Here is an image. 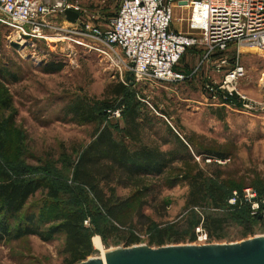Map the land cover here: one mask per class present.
<instances>
[{
    "label": "rangeland",
    "instance_id": "374dc122",
    "mask_svg": "<svg viewBox=\"0 0 264 264\" xmlns=\"http://www.w3.org/2000/svg\"><path fill=\"white\" fill-rule=\"evenodd\" d=\"M72 1L81 11L78 25L71 27L80 31L71 30L70 34L59 28L68 25L60 18L49 20L53 27L37 36L23 35L0 16V95L12 99V109L5 113L4 121V168L15 179L45 178L61 192L55 202L46 191H37L19 214L20 220L34 213L45 229L50 223V209L60 208L53 203L74 204L71 165L94 139L97 128L107 126L113 137L123 140L130 150L144 143L149 147L158 145L173 156V162L160 174L143 178L137 186L115 188L120 197L140 191L141 184L146 189L140 191L137 200L145 204L141 208L143 216L135 218L138 241L132 245L158 247L152 238L171 226L184 239L174 242L172 235L163 245L193 243L188 239L197 226L208 229L206 215L225 218L212 233L213 243L240 242L264 234V208L260 219L252 215L256 211L251 208L252 203L264 199V113L243 110L236 97L229 98L235 107H228L223 91L212 93L206 88V84H212L217 89L221 74L214 72L215 57L205 61L202 45L188 48L177 65L186 74L194 71L185 80L131 84L126 78L127 62L119 50L107 48L90 34L92 28L102 29L116 14L121 0ZM183 14L185 22L190 9ZM179 17L183 16L174 9L172 28H177ZM182 26L189 32L186 23ZM236 55L245 67L238 88L250 98L264 99V52L231 45L224 53L230 63ZM119 84L125 90L116 95ZM135 101L150 115L140 130L141 143L124 133V114ZM76 102L91 107L97 119L80 122L71 112L70 106ZM199 174L207 186L224 191L221 205L216 206L209 193L198 205L188 203L190 183ZM247 188L255 198H245ZM233 197L235 201L230 202ZM238 198L250 205L251 212L243 206H231ZM106 223L107 218L97 212L85 217L83 224L91 232L92 249L85 259L100 254L92 243L94 236H99L104 249L125 246L122 237L106 235ZM100 231H105V236ZM71 259L61 234L51 240L36 235L0 238V264H71Z\"/></svg>",
    "mask_w": 264,
    "mask_h": 264
},
{
    "label": "trees",
    "instance_id": "16d2710c",
    "mask_svg": "<svg viewBox=\"0 0 264 264\" xmlns=\"http://www.w3.org/2000/svg\"><path fill=\"white\" fill-rule=\"evenodd\" d=\"M9 75L12 76V74ZM124 90L125 86L119 84L114 92L116 95H121ZM70 107L71 112L80 119V122L97 119L94 110L82 102H76ZM11 109V97L0 95V214L2 213L0 238L19 239L36 235L43 240H51L55 235L61 234L64 249L72 256L70 263L74 264L85 259L92 251L91 232L83 221L86 216L97 212L107 218V223L104 225L107 236L122 237L125 246L137 243L138 237L134 230L135 218L143 216L141 208L145 204V201L137 202V200L141 195L140 191L146 189L141 184L140 191L137 190L127 197H120L116 195L115 188L117 185L137 186L143 178L160 174L173 162V156L170 157L168 156L170 154L161 151L158 145L149 147L144 143L139 148L130 150L123 140L113 137L107 126L97 128L94 139L82 149L75 163L71 165L73 197L76 199L74 204L53 203L60 208L50 209L52 212L48 219L50 223L44 229L36 221L34 213H29L23 220H20L19 214L24 211L26 203L37 191H46L48 198L55 202H58L56 200L60 198L61 192L54 187V184L50 185L45 178L15 179L10 171L4 168L3 159L6 157L7 150L4 121L5 113ZM149 120L150 115L142 111L137 101L133 102L124 114V133L133 142L141 143L140 130ZM167 130L173 134L171 128L167 127ZM173 136L179 144L182 143L177 135L173 134ZM190 187L189 204H200L207 198V193L210 194L216 206L224 202L222 197L224 191L213 185L207 186L202 174L190 183ZM247 204L238 198L231 206L235 208L243 206L251 212L250 205ZM258 204V210L252 215L260 219L262 217L260 210L264 208V203L258 201ZM224 219V217L205 216L206 228H208L206 231L210 237L221 227ZM198 223L199 221L195 224ZM126 228L131 229L126 231ZM99 233L102 237L105 236V231ZM172 235H174L172 239L174 242L184 239L171 226L159 230L158 236L152 240L160 246L165 243L167 237ZM194 239L193 233L188 240L192 242Z\"/></svg>",
    "mask_w": 264,
    "mask_h": 264
},
{
    "label": "built area",
    "instance_id": "2783aa9c",
    "mask_svg": "<svg viewBox=\"0 0 264 264\" xmlns=\"http://www.w3.org/2000/svg\"><path fill=\"white\" fill-rule=\"evenodd\" d=\"M175 6H189L185 20L189 32L172 28ZM67 9L78 12L79 19L81 8L72 0H0V16L23 35L39 36L43 29L53 27L49 20L57 18L68 24L59 27L65 33L79 30L71 27L78 25V19H66ZM90 34L107 48L119 50L133 83L185 80L194 71L186 74L177 65L188 48L202 45L205 61L215 57L210 61L214 72L221 74L217 89L212 84H206V88L212 93L223 91L228 107H235L229 98L236 97L243 110L264 113V99L250 98L238 88L245 74L239 55L233 63L224 57L231 45L264 52V0H121L116 14L102 29L92 28ZM232 195L235 197L236 192ZM244 196L247 200L255 198L250 188L244 189ZM234 197L230 202L235 201ZM251 208L257 211L259 204L252 203ZM192 242L213 243L201 226L195 228Z\"/></svg>",
    "mask_w": 264,
    "mask_h": 264
},
{
    "label": "water",
    "instance_id": "95a60500",
    "mask_svg": "<svg viewBox=\"0 0 264 264\" xmlns=\"http://www.w3.org/2000/svg\"><path fill=\"white\" fill-rule=\"evenodd\" d=\"M70 22L78 12L67 9ZM127 80L132 82L128 75ZM104 260L92 256L78 264H264V234L234 243H183L151 247L144 243L105 249Z\"/></svg>",
    "mask_w": 264,
    "mask_h": 264
},
{
    "label": "bare ground",
    "instance_id": "6f19581e",
    "mask_svg": "<svg viewBox=\"0 0 264 264\" xmlns=\"http://www.w3.org/2000/svg\"><path fill=\"white\" fill-rule=\"evenodd\" d=\"M188 7L189 6H183V7H176L175 6V11L178 9L179 11H180V13H181V16H183V17H179L180 18V21H184V12H186L187 10H188ZM174 17L177 19V14L175 13L174 14ZM92 243H93V245H94V247L96 248V249H99L100 250V254H99V256L102 258V260H104V255H105V249H104V247H103V245H102V243H101V241H100V238H99V236H94L93 238H92Z\"/></svg>",
    "mask_w": 264,
    "mask_h": 264
},
{
    "label": "crops",
    "instance_id": "0c3cea01",
    "mask_svg": "<svg viewBox=\"0 0 264 264\" xmlns=\"http://www.w3.org/2000/svg\"><path fill=\"white\" fill-rule=\"evenodd\" d=\"M177 7V6H176ZM178 8V7H177ZM174 9H175V7H174ZM178 10V9H177ZM173 13H174V11H173ZM180 23L178 24V26H177V28H174V29H176V30H180V31H183V32H185V27L183 28V26H182V24H185V22H183V21H179Z\"/></svg>",
    "mask_w": 264,
    "mask_h": 264
}]
</instances>
